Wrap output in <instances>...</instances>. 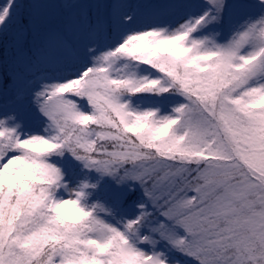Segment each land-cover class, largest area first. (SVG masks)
Instances as JSON below:
<instances>
[{"label":"snow or ice","instance_id":"snow-or-ice-1","mask_svg":"<svg viewBox=\"0 0 264 264\" xmlns=\"http://www.w3.org/2000/svg\"><path fill=\"white\" fill-rule=\"evenodd\" d=\"M0 264H264V0H0Z\"/></svg>","mask_w":264,"mask_h":264}]
</instances>
